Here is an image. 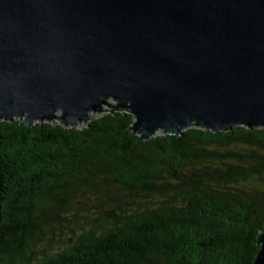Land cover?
Listing matches in <instances>:
<instances>
[{
	"label": "trees",
	"instance_id": "16d2710c",
	"mask_svg": "<svg viewBox=\"0 0 264 264\" xmlns=\"http://www.w3.org/2000/svg\"><path fill=\"white\" fill-rule=\"evenodd\" d=\"M78 128L0 118V264H252L264 127L142 141L108 100Z\"/></svg>",
	"mask_w": 264,
	"mask_h": 264
},
{
	"label": "water",
	"instance_id": "95a60500",
	"mask_svg": "<svg viewBox=\"0 0 264 264\" xmlns=\"http://www.w3.org/2000/svg\"><path fill=\"white\" fill-rule=\"evenodd\" d=\"M108 100L142 141L264 127V0H0V118L76 129Z\"/></svg>",
	"mask_w": 264,
	"mask_h": 264
},
{
	"label": "rangeland",
	"instance_id": "374dc122",
	"mask_svg": "<svg viewBox=\"0 0 264 264\" xmlns=\"http://www.w3.org/2000/svg\"><path fill=\"white\" fill-rule=\"evenodd\" d=\"M93 116H96V115L93 114Z\"/></svg>",
	"mask_w": 264,
	"mask_h": 264
}]
</instances>
